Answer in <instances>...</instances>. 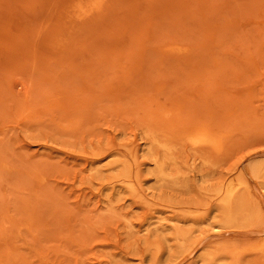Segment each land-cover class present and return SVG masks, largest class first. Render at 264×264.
<instances>
[{"label": "rangeland", "instance_id": "1", "mask_svg": "<svg viewBox=\"0 0 264 264\" xmlns=\"http://www.w3.org/2000/svg\"><path fill=\"white\" fill-rule=\"evenodd\" d=\"M76 1L0 0V264H264V0Z\"/></svg>", "mask_w": 264, "mask_h": 264}, {"label": "bare ground", "instance_id": "2", "mask_svg": "<svg viewBox=\"0 0 264 264\" xmlns=\"http://www.w3.org/2000/svg\"><path fill=\"white\" fill-rule=\"evenodd\" d=\"M101 1L102 0H86L83 2L81 0H77L72 5V11H75L77 14H83L93 8H98L99 6L97 5ZM146 135L151 141L148 151L155 152L160 150L162 152L161 158H158L157 155L154 154V161L156 163L154 174L157 180L161 182L166 180H170L174 183L177 182L179 172L178 170H174V168L169 165L172 163L174 157V145L170 143L169 139H166L167 137L160 138L159 135L152 130L148 131ZM181 138L186 140L193 148L206 147L215 151H219L221 148L222 140L220 134L210 130L207 127L189 128L183 133ZM202 158L205 164L210 163L207 158ZM120 175L123 177L121 178L120 176L119 180L124 182L128 175L123 173ZM130 179L131 178L127 179V181L130 182ZM240 184L241 182L233 183L230 181L226 185H219L216 188L221 212L224 218L228 221L235 222L236 220L239 221L240 219L246 220L255 212V210L251 208L246 201L245 195L237 192L238 186ZM262 186L264 187V178L262 180Z\"/></svg>", "mask_w": 264, "mask_h": 264}]
</instances>
